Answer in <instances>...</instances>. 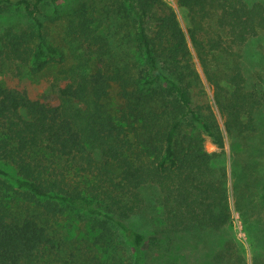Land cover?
I'll return each instance as SVG.
<instances>
[{"label": "trees", "instance_id": "obj_1", "mask_svg": "<svg viewBox=\"0 0 264 264\" xmlns=\"http://www.w3.org/2000/svg\"><path fill=\"white\" fill-rule=\"evenodd\" d=\"M39 1L22 0L33 18ZM124 1L137 27L144 66L135 74L128 62L105 55L101 43L89 53L96 52L92 65L81 62L82 69L59 89L55 100L31 98L0 80V158L13 164L17 186L43 199L45 213L55 214L66 203L102 216L131 242L134 264H139L145 235L128 218L140 209L144 184L158 187L164 222L173 230L218 229L230 220V212L222 181L211 177L214 153L203 148L197 131L219 148L224 146L223 135L175 11L163 0ZM176 1L188 10L189 40L214 89L224 129L241 131L243 115L250 118L253 95L244 89L238 64L223 72L212 66L209 54L224 49L227 41L220 35L210 40L201 19L218 10V26L229 42L240 44L264 27V8L241 0ZM27 37L26 32L5 33L0 65L2 58H30L40 69L45 52L57 53L47 43L32 47ZM113 84L121 97L115 111L105 107ZM46 154L85 162L83 170L97 167L108 182L104 205L91 191L69 185L58 167L46 164ZM261 198L264 203V184ZM10 200V186L0 178V264L46 260L55 248L54 237L35 215L12 214Z\"/></svg>", "mask_w": 264, "mask_h": 264}, {"label": "rangeland", "instance_id": "obj_2", "mask_svg": "<svg viewBox=\"0 0 264 264\" xmlns=\"http://www.w3.org/2000/svg\"><path fill=\"white\" fill-rule=\"evenodd\" d=\"M163 1L175 11L186 33L190 54L223 135L224 146L219 148L197 131L203 148L214 153L209 164L211 177L222 181L230 220L218 229L173 230L164 222L158 187L144 184L139 190L140 209L128 218V223L145 235L139 264H264V27L236 44L229 42L227 32L218 26V10L209 11L201 19L210 40L220 35L227 41L224 49L209 54L212 66L223 72L238 64L244 89L254 98L250 118L243 115L242 130L226 132L213 101L214 89L206 81L189 40L187 29L192 23L188 10L176 0ZM241 1L248 5L259 2L264 8V0ZM34 16L27 13L22 0H0V47L5 33L11 30L16 34L26 32L34 48L38 43H47L57 49L56 54L45 52L40 69L30 58H2V83L24 90L31 98L57 99L59 89L82 69L81 62L92 65L96 52L89 53L101 43L107 49L105 55L113 54L128 62L135 74L144 66V52L135 38L137 27L124 0H40ZM106 101V108H118V85H112ZM45 157L46 164L58 167L69 185L105 199L103 190L108 182L97 167L83 170L85 162L79 165L57 156ZM15 177L13 164L0 158V178L10 186V212L35 215L54 237L53 253L37 264H134L133 245L112 223L66 203H61L55 214L45 213L43 199L17 186ZM101 202L104 205L103 199Z\"/></svg>", "mask_w": 264, "mask_h": 264}, {"label": "built area", "instance_id": "obj_3", "mask_svg": "<svg viewBox=\"0 0 264 264\" xmlns=\"http://www.w3.org/2000/svg\"><path fill=\"white\" fill-rule=\"evenodd\" d=\"M166 2H169V1H174V0H165Z\"/></svg>", "mask_w": 264, "mask_h": 264}]
</instances>
